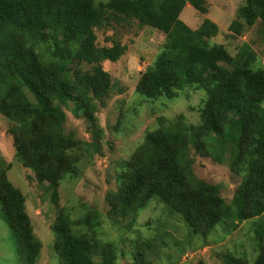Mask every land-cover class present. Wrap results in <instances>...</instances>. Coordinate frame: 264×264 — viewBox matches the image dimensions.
I'll list each match as a JSON object with an SVG mask.
<instances>
[{
    "label": "trees",
    "instance_id": "obj_1",
    "mask_svg": "<svg viewBox=\"0 0 264 264\" xmlns=\"http://www.w3.org/2000/svg\"><path fill=\"white\" fill-rule=\"evenodd\" d=\"M188 5L204 16L196 30L181 19ZM208 13L207 0H0V116L10 123L15 158L58 205L52 231L60 264H116L117 252L125 255L127 247L132 264H152L150 253L159 240L173 235L164 229L177 223L172 214L189 242L207 241L217 226L226 238L241 224L253 223L249 241L229 250L226 262L264 264V65L249 43L235 54L213 43L220 28ZM135 26L155 27L166 36L135 86V95L146 99L141 106L178 98L187 88L205 97L197 109L199 122L185 113L159 117L158 128L148 130L130 158L117 163V190L106 194V218L115 226L132 220L115 242L99 236L106 222L98 210L82 202L76 217L59 206V187L77 177L83 152L89 151L88 142L66 131L68 112L85 118L93 139L100 138L99 107L125 91L104 64L125 56L123 34ZM250 30L264 35V0H245L229 36L241 38ZM228 132L235 136L232 147H218ZM198 156L228 166L236 187L229 203L222 188L203 177ZM11 168L0 169V204L25 264H37L43 245L26 211V196L9 180ZM153 203L165 209L153 219L159 227L146 223L144 233L125 235Z\"/></svg>",
    "mask_w": 264,
    "mask_h": 264
},
{
    "label": "rangeland",
    "instance_id": "obj_2",
    "mask_svg": "<svg viewBox=\"0 0 264 264\" xmlns=\"http://www.w3.org/2000/svg\"><path fill=\"white\" fill-rule=\"evenodd\" d=\"M210 13L206 17L215 22L220 33L212 39L215 44H223L228 47L231 54L237 53L244 43H249L257 52L260 61L264 65V35L250 30L241 38H231L229 26L236 16L238 8L245 0H207ZM181 19L193 30L199 28L204 16L199 14L192 6L188 5L182 13ZM261 25L256 28L260 29ZM112 34V30L107 32ZM103 32L99 38L103 42ZM166 39L165 33L155 27L139 28L135 26L130 32L123 34L122 42L127 47V52L117 62L107 61L104 68L113 78L120 80L125 88L124 92H116L105 106H100L96 114L98 126L102 131L100 138L93 139L85 118L76 117L72 111L68 112L66 124L67 132H74L76 138L87 143L88 152H83V158L79 162L78 175L74 180L65 179L59 187V206H67L76 217L81 214L80 203H85L90 208L100 212L99 216L106 222L99 232L103 240L118 242L123 229L130 227L131 218L119 221L115 226L108 218L107 212L110 206L106 202L108 191L117 190L116 165L124 159L130 158L133 152L145 141L148 130L158 128V118L168 119L180 113H185L191 122H199L197 112L200 101L205 97L203 91H193L191 88L175 99L161 98L141 106L140 100L145 98L136 96L135 86L141 73L153 62ZM122 87V88H123ZM234 128L238 133L239 124L237 117L233 116ZM10 126L8 120L0 116V169L12 164L8 172L11 183L20 189L26 196V211L31 219L33 230L41 241L43 248L37 264H60L54 250L55 236L52 231L53 222L57 216V206L49 196L47 187L44 189L34 176V172L24 167L15 158V148L12 137L7 133ZM234 135L230 132L223 140L217 142L218 147L227 145L232 147ZM99 146V150L96 148ZM90 156V157H89ZM198 163L202 167L203 177L222 188V197L229 203L236 189L231 180V172L226 164L217 163L211 156L202 158L198 156ZM226 163V161H225ZM203 165V166H202ZM3 170V169H2ZM163 205L153 203L151 207L142 212L130 231L124 230L125 235L130 236L140 230L144 233L146 223L151 227H159L157 218L164 213ZM177 223H169L164 229L172 233L170 237H162L160 246L151 254L152 264H228L226 254L235 251L237 245L249 241L253 233L250 230L253 223H243L232 235L225 238V232L221 226H217L206 240L199 237L185 238V231L177 224V215L172 214ZM155 219V220H153ZM181 224V223H180ZM173 225V227H172ZM125 226V227H124ZM129 226V227H128ZM182 226V224H181ZM183 228V226H182ZM137 229V230H136ZM187 232V231H186ZM153 236L152 231L145 233ZM185 240V241H184ZM162 243V244H161ZM164 243V244H163ZM123 245L119 246L122 247ZM192 246H197L195 249ZM120 249V248H119ZM125 255L119 250L116 264H132V249L127 247ZM239 252V251H238ZM237 252V253H238ZM252 249L249 250V254ZM0 264H25L24 254L18 238L6 221L2 205L0 204Z\"/></svg>",
    "mask_w": 264,
    "mask_h": 264
}]
</instances>
